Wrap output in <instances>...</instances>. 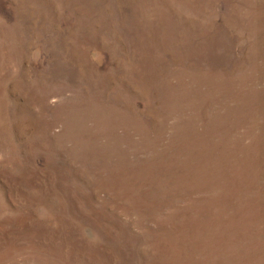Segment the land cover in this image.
<instances>
[{
  "label": "rangeland",
  "instance_id": "374dc122",
  "mask_svg": "<svg viewBox=\"0 0 264 264\" xmlns=\"http://www.w3.org/2000/svg\"><path fill=\"white\" fill-rule=\"evenodd\" d=\"M0 264H264V0H0Z\"/></svg>",
  "mask_w": 264,
  "mask_h": 264
}]
</instances>
